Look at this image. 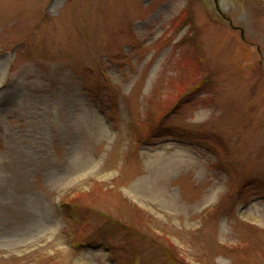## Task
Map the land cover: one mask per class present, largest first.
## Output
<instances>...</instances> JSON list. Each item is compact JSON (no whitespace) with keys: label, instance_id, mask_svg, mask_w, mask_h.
Wrapping results in <instances>:
<instances>
[{"label":"rangeland","instance_id":"1","mask_svg":"<svg viewBox=\"0 0 264 264\" xmlns=\"http://www.w3.org/2000/svg\"><path fill=\"white\" fill-rule=\"evenodd\" d=\"M0 60V264H264V0H0Z\"/></svg>","mask_w":264,"mask_h":264},{"label":"trees","instance_id":"2","mask_svg":"<svg viewBox=\"0 0 264 264\" xmlns=\"http://www.w3.org/2000/svg\"><path fill=\"white\" fill-rule=\"evenodd\" d=\"M166 255H167L168 259L171 260V262L173 264H179L180 263L179 262L180 257L170 248L166 249Z\"/></svg>","mask_w":264,"mask_h":264},{"label":"bare ground","instance_id":"3","mask_svg":"<svg viewBox=\"0 0 264 264\" xmlns=\"http://www.w3.org/2000/svg\"><path fill=\"white\" fill-rule=\"evenodd\" d=\"M2 61L0 60V65H1Z\"/></svg>","mask_w":264,"mask_h":264}]
</instances>
